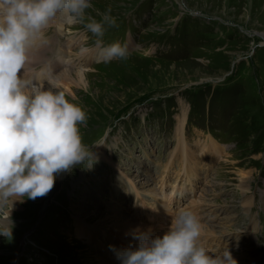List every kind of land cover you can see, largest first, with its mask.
<instances>
[{
    "label": "rangeland",
    "instance_id": "1",
    "mask_svg": "<svg viewBox=\"0 0 264 264\" xmlns=\"http://www.w3.org/2000/svg\"><path fill=\"white\" fill-rule=\"evenodd\" d=\"M93 5L88 10L90 15L99 19L110 7L118 17V25L126 23L124 30L134 18L145 21L140 25L141 36L147 32L143 33L144 53L111 62L116 64H111L114 67L95 62L81 68L87 76L86 85L76 82L74 76L75 82L68 87L51 81L44 85L45 80L40 85L63 90L86 109L88 119L80 126L83 142L95 148L96 157L101 154L110 160L112 167L106 175L109 173L114 182L104 175L108 163L98 158L90 168L80 165L59 174L47 195L36 199L17 197L13 204L10 201L0 208V221L13 222V238L0 236V264L11 259L14 264H110V258L106 252L102 256V252L111 253L110 245L114 244L110 234L116 232H108V238L101 232L111 230L116 207H126L122 190L136 185L126 179L116 182L121 175L114 174L116 162L112 158L127 176L143 185L140 191L144 197L139 206L145 219L132 216L131 211L137 208L127 203L129 220L136 226L163 235L158 232L165 222L168 225L164 232L178 210L190 209L200 219L201 241L206 246L208 239L217 246H229L227 252L233 264H264V0H98ZM54 24L46 32L49 43L43 50L47 54L55 46L54 37L67 34L54 32ZM111 29L109 32L115 30ZM90 34L86 31V36ZM114 34L108 37L120 35ZM199 40L204 42H196ZM249 54L255 62L248 58ZM61 61L67 65L71 59ZM64 69L68 68L61 71ZM194 99L202 104L200 110L196 109L198 114L192 116L203 127L189 122L184 125L191 106L194 109L198 102ZM227 123L228 133L235 137L231 141L227 138L225 151L210 131L215 129L219 137ZM105 147L112 158L105 155ZM180 147H187L190 155H181ZM207 161L219 162L215 171L211 167L204 178L206 185L197 199L187 197L167 205L166 199L175 189L163 191V178L160 191L153 190L154 176L158 180L161 174L167 175L174 168L179 171L183 165L184 182L176 187V196L180 199L185 187L192 193L199 168ZM140 166L150 179L140 174ZM79 179L81 187L87 184L89 188H81L84 192L80 195L77 187L72 192L75 200L67 202L65 189H71ZM59 184L63 191L57 188ZM48 196L62 202L64 208L58 214L55 212L59 204L53 200L45 208ZM159 196L166 198V202L161 199L165 205L160 212ZM50 213L55 216L50 217ZM38 217L41 221H37ZM81 220L92 227L101 226L97 230L101 246L92 244V233L86 232ZM99 222L104 224L97 225Z\"/></svg>",
    "mask_w": 264,
    "mask_h": 264
},
{
    "label": "clouds",
    "instance_id": "2",
    "mask_svg": "<svg viewBox=\"0 0 264 264\" xmlns=\"http://www.w3.org/2000/svg\"><path fill=\"white\" fill-rule=\"evenodd\" d=\"M93 0H0V208L15 198L47 195L59 174L96 162L82 139L86 109L63 90L41 89L29 78L33 50L49 43L47 30L60 15L85 24L95 36L97 59L103 63L127 60L133 53L127 41L105 44L118 17L109 7L97 19L88 13ZM91 49L83 46L81 54ZM52 81L54 77L48 75ZM136 246L116 249L120 264H233L231 253L211 255L201 241V222L190 209H180L163 235L136 230ZM0 236L13 238V222L0 221Z\"/></svg>",
    "mask_w": 264,
    "mask_h": 264
},
{
    "label": "bare ground",
    "instance_id": "3",
    "mask_svg": "<svg viewBox=\"0 0 264 264\" xmlns=\"http://www.w3.org/2000/svg\"><path fill=\"white\" fill-rule=\"evenodd\" d=\"M62 29V25H59V30ZM84 36V32L81 30V38ZM79 38H73L71 40V47H73L74 43H77ZM80 55L78 56V58L81 59V57L83 58L85 55L86 57L89 59L90 57H92L95 52L94 51H89L88 53L86 54H81V52L79 53ZM33 56V59H38V57H40V54L37 53L36 55H32ZM58 56L60 59H63L65 58V53L64 51L60 50L58 52ZM71 59V58H70ZM144 59V58H143ZM63 61V60H62ZM71 61H74V59H71ZM111 64H115V63H110L108 64L109 66L107 67H114L115 65H111ZM137 66H138V63H137ZM193 68V66H192ZM85 71H81V68L77 69V70H74V71H71L70 69H64L63 71H60L59 74L54 77V79L51 81L52 84H61V86L63 85L64 87H68L69 84L71 83H74L75 81V78H77V81L76 82H80L82 83L83 85H86V73H84ZM38 75H37V80L38 81H44V79L46 78L47 76V71L45 69H41L40 71L37 72ZM75 78H74V77ZM41 89H45V87L43 86H39ZM183 113V112H182ZM181 120V119H180ZM179 132V130H178ZM179 152L181 153V155H184V157H187L189 154V150H187V147L184 148V147H180L179 149ZM175 156V151L173 150L172 152ZM171 157L174 159L173 155L171 154ZM106 158V157H105ZM187 160L186 158L183 160V165L186 166L187 164ZM119 166V165H118ZM117 166H114L113 169H114V174H120V171H119V168ZM187 173V172H186ZM187 176V175H186ZM117 177V176H116ZM184 179V178H183ZM123 180L122 178V175L121 177H117L116 178V182L118 181H121ZM114 182V181H113ZM185 184V183H184ZM133 185L134 184H131V187H130V191L132 193V190H133ZM177 185L176 184H173L172 185V190L171 192L174 190V188H176ZM182 189V188H181ZM167 192V191H166ZM137 193V192H136ZM169 193V192H168ZM144 197V193L143 192H139V194L137 193L136 194H131V196L129 197L130 198V202L128 205H131L132 208H137V206H139L140 202L142 203L143 202V199L141 197ZM167 196V195H166ZM19 198V197H18ZM102 198V197H101ZM115 201V200H114ZM156 201V200H155ZM150 203V202H149ZM194 203V202H192ZM167 204V203H166ZM16 205V203H15ZM117 205V204H116ZM157 204H155L156 206ZM154 206V205H153ZM157 207V206H156ZM115 208V207H114ZM126 209V207H123V204H120V206L116 207V210L114 211V216H112V222H111V225H110V228L111 230L109 231H106V232H101V235H106L105 238H108L107 237V233L108 232H116V234H110L112 237H113V244L115 245V247L117 249H123V248H127L129 247L130 245L131 246H136L139 241H135L136 239L133 237L132 233L136 230H143L141 225H137L136 226V223L135 222H131L129 220L130 217V214L127 213L126 210H123V209ZM130 209V208H129ZM143 210V209H142ZM157 210V209H156ZM111 211V210H110ZM143 212V211H142ZM147 212V211H146ZM145 212V213H146ZM112 215V214H111ZM130 222H129V221ZM86 221V220H85ZM258 221V219H257ZM85 222L83 220H81V224H84ZM86 224V223H85ZM100 224H104V223H98L97 225H100ZM129 224H131L132 226H128ZM170 226V225H169ZM86 227H87V231L88 233H92V235L90 236V239H91V242L93 245H100L101 244V241L98 240L101 238V235L100 236H97V230L101 227V226H95V227H92V226H89L88 224H86ZM99 227V228H98ZM123 227H126V228H123ZM151 229V228H148V230ZM167 231V230H166ZM153 234V233H152ZM156 234V233H155ZM154 235V234H153ZM109 236V234H108ZM112 239V238H111ZM98 240V241H97ZM133 241H135V243H132ZM202 243L206 246V243L204 241H202ZM101 246V245H100ZM207 247V246H206ZM96 250V249H95ZM254 253V252H253ZM105 255H108L107 253H105ZM113 256H116V255H113ZM253 256V254H252ZM99 259V258H98ZM104 262V261H102ZM105 264V263H104ZM120 264V263H119Z\"/></svg>",
    "mask_w": 264,
    "mask_h": 264
},
{
    "label": "trees",
    "instance_id": "4",
    "mask_svg": "<svg viewBox=\"0 0 264 264\" xmlns=\"http://www.w3.org/2000/svg\"><path fill=\"white\" fill-rule=\"evenodd\" d=\"M146 33H147V32H145V34H146ZM194 95H196V94H194ZM197 107H198V106H195L194 109H193V111H196ZM114 117H115V116H114Z\"/></svg>",
    "mask_w": 264,
    "mask_h": 264
}]
</instances>
